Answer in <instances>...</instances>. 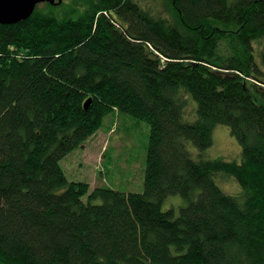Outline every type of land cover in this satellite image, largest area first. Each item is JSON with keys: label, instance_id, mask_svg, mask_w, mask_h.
<instances>
[{"label": "trees", "instance_id": "trees-1", "mask_svg": "<svg viewBox=\"0 0 264 264\" xmlns=\"http://www.w3.org/2000/svg\"><path fill=\"white\" fill-rule=\"evenodd\" d=\"M65 3L0 23V264H264V0ZM112 112L149 126L142 192L61 165ZM218 123L240 161L202 157Z\"/></svg>", "mask_w": 264, "mask_h": 264}, {"label": "rangeland", "instance_id": "rangeland-1", "mask_svg": "<svg viewBox=\"0 0 264 264\" xmlns=\"http://www.w3.org/2000/svg\"><path fill=\"white\" fill-rule=\"evenodd\" d=\"M65 4L64 9L71 11L72 0H66ZM103 124L104 129H99L83 147L75 149L61 160L68 179L86 181L91 188L109 186L122 191L142 192L149 135L147 122L126 113L112 112L104 118ZM109 125L113 129L106 131ZM212 137V145L201 154L203 158L241 160V145L230 126L216 124ZM187 146L196 158L200 157L192 141H188ZM218 182L224 191L243 200L244 189L236 180H233L235 184L227 179L224 184ZM186 202L181 194H170L162 202V208L173 209L178 215L180 207Z\"/></svg>", "mask_w": 264, "mask_h": 264}, {"label": "water", "instance_id": "water-1", "mask_svg": "<svg viewBox=\"0 0 264 264\" xmlns=\"http://www.w3.org/2000/svg\"><path fill=\"white\" fill-rule=\"evenodd\" d=\"M62 0H0V23H17L29 18L36 6L42 2L59 4ZM91 99L85 102V108L90 105Z\"/></svg>", "mask_w": 264, "mask_h": 264}]
</instances>
